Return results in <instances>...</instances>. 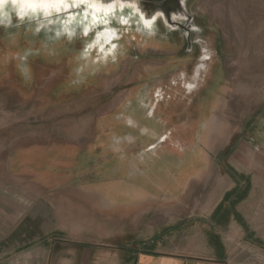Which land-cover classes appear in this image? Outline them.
I'll list each match as a JSON object with an SVG mask.
<instances>
[{
  "label": "rangeland",
  "instance_id": "1",
  "mask_svg": "<svg viewBox=\"0 0 264 264\" xmlns=\"http://www.w3.org/2000/svg\"><path fill=\"white\" fill-rule=\"evenodd\" d=\"M186 5L190 51L159 22L152 37L121 29L116 62L86 68L81 84L91 34L0 28V179L48 194L85 241L183 247L212 226L222 233L198 232L202 243L247 257L248 243L264 245L253 228H264V0ZM25 49L27 79L13 58Z\"/></svg>",
  "mask_w": 264,
  "mask_h": 264
},
{
  "label": "crops",
  "instance_id": "2",
  "mask_svg": "<svg viewBox=\"0 0 264 264\" xmlns=\"http://www.w3.org/2000/svg\"><path fill=\"white\" fill-rule=\"evenodd\" d=\"M13 181L0 179V264H264V256L260 260L252 258L256 250L264 251V245L248 243L251 248L247 257L239 251L230 259L220 244L219 249L218 244L202 243L198 232L222 233V228L212 226L194 227L185 233V239L191 241L183 247L170 239L167 247H161L163 241L155 239V245L147 249L126 242L85 241L75 237V221L69 227L62 207L48 194H35L29 185L10 183ZM198 218L204 223L209 217ZM253 224L254 230L263 229L264 235V228L256 227V221Z\"/></svg>",
  "mask_w": 264,
  "mask_h": 264
},
{
  "label": "clouds",
  "instance_id": "3",
  "mask_svg": "<svg viewBox=\"0 0 264 264\" xmlns=\"http://www.w3.org/2000/svg\"><path fill=\"white\" fill-rule=\"evenodd\" d=\"M142 0H0V28L20 29L29 26L33 35L45 34L48 41L87 38L78 54L74 69V84L84 83L85 69L98 64L115 63L119 55L123 29H131L141 35L155 36L159 31L157 20L163 19L162 12L149 15L142 9ZM174 19V18H173ZM193 31L197 28L193 26ZM36 53L25 49L13 58L19 60L18 68L23 78L30 74L28 59ZM95 74V69L88 73Z\"/></svg>",
  "mask_w": 264,
  "mask_h": 264
},
{
  "label": "flooded vegetation",
  "instance_id": "4",
  "mask_svg": "<svg viewBox=\"0 0 264 264\" xmlns=\"http://www.w3.org/2000/svg\"><path fill=\"white\" fill-rule=\"evenodd\" d=\"M141 6L149 15L162 12L163 18L168 20L169 26L175 29L170 31L176 33L188 51L197 43L195 38L199 31L198 29L192 30L193 26L196 28L197 26L190 8L186 5V0H142ZM157 22L164 25L163 19H158Z\"/></svg>",
  "mask_w": 264,
  "mask_h": 264
}]
</instances>
